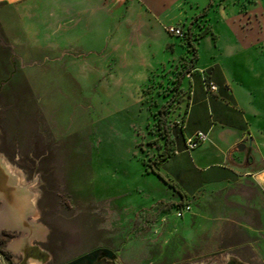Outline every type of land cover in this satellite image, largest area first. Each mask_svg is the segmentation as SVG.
<instances>
[{"label": "rangeland", "instance_id": "rangeland-1", "mask_svg": "<svg viewBox=\"0 0 264 264\" xmlns=\"http://www.w3.org/2000/svg\"><path fill=\"white\" fill-rule=\"evenodd\" d=\"M239 2L264 20V0ZM196 23L199 31H191ZM27 29L14 7L0 4V169L13 186L8 199L0 190V216L12 214L11 223L0 221L3 264H46L27 256L36 245L50 254L47 264L97 248L115 251L120 264L222 263L228 255L264 264L256 211L252 218L242 206L239 219L255 229L241 225L245 240L230 244L219 232L227 194L180 196L152 171L182 141L174 134L185 130L183 84L208 29L203 18L189 25L182 40L191 34L192 42L176 56L167 50L157 64H144L145 51L136 50L121 78L108 48L61 41L68 33L48 43ZM236 195L264 212L255 186H236L230 200ZM184 205L192 213L178 217Z\"/></svg>", "mask_w": 264, "mask_h": 264}, {"label": "crops", "instance_id": "crops-1", "mask_svg": "<svg viewBox=\"0 0 264 264\" xmlns=\"http://www.w3.org/2000/svg\"><path fill=\"white\" fill-rule=\"evenodd\" d=\"M0 4L14 7L27 30L45 34V42L54 43V34L68 33L61 41L108 48L119 78L137 62L136 50L145 51L144 64H157L167 50L176 56L187 42L167 27L180 25L187 32L196 18H203L208 29L198 39L197 58L184 78L183 123L187 138L203 131L207 139L190 151L176 149L158 172L180 196L227 194L221 201V240L237 244L245 240L240 237L241 225L255 229L253 223L239 219L242 206L253 211L252 218L256 211L264 220L259 203L244 204L245 198L236 195L235 212L229 198L240 185L255 186L264 196V20L253 9L246 13L239 0H0ZM193 27L191 31L200 29L197 23ZM206 82L215 83L218 90L207 92ZM9 178L3 166L0 190L5 199L13 189ZM190 213L192 208L184 216ZM10 216L3 211L0 221L11 223Z\"/></svg>", "mask_w": 264, "mask_h": 264}, {"label": "water", "instance_id": "water-1", "mask_svg": "<svg viewBox=\"0 0 264 264\" xmlns=\"http://www.w3.org/2000/svg\"><path fill=\"white\" fill-rule=\"evenodd\" d=\"M27 251H28L26 253L27 256L33 255L32 251L37 253L38 255H41L43 263L51 259L50 254L47 251L41 249L37 245L28 248ZM227 258H228L227 262L223 264H249L234 255H228ZM0 264H3L1 259H0ZM64 264H120V263L117 261V255L115 251L109 248H97ZM203 264H221V263L204 262Z\"/></svg>", "mask_w": 264, "mask_h": 264}, {"label": "built area", "instance_id": "built-area-1", "mask_svg": "<svg viewBox=\"0 0 264 264\" xmlns=\"http://www.w3.org/2000/svg\"><path fill=\"white\" fill-rule=\"evenodd\" d=\"M167 31L179 38H183L185 36L186 30L183 26L180 25H169L167 27ZM218 90V86L213 82H206V91H215ZM207 139V134L203 131H199L195 133L192 136H189L187 138L186 144H187V150H193L196 147H198L202 142H204ZM191 211L190 205H184L177 211L178 217H183L187 212Z\"/></svg>", "mask_w": 264, "mask_h": 264}, {"label": "trees", "instance_id": "trees-1", "mask_svg": "<svg viewBox=\"0 0 264 264\" xmlns=\"http://www.w3.org/2000/svg\"><path fill=\"white\" fill-rule=\"evenodd\" d=\"M185 35H186V33H185ZM187 42H188L189 44H191V42H192L191 34H189V35L187 36ZM174 135H175V136H178V137L181 136L182 141L176 143V145H175V147H174V149H173V152H174V150H176V149L187 148V144H186V141H187L186 131H185V130H184V131L182 130L181 132L176 131ZM170 155H172L171 152H170V153H169V152H164V153H162V154L160 155V159H159L158 162H159V163H162V162L165 161V159H167ZM152 171L155 172V173H157L159 176H161V178H163V176H162L158 171H156L155 169H153Z\"/></svg>", "mask_w": 264, "mask_h": 264}, {"label": "flooded vegetation", "instance_id": "flooded-vegetation-1", "mask_svg": "<svg viewBox=\"0 0 264 264\" xmlns=\"http://www.w3.org/2000/svg\"><path fill=\"white\" fill-rule=\"evenodd\" d=\"M32 254L34 255V256H38L39 258H40V260L42 261V256L41 255H38L37 253H35V252H33L32 251ZM207 262H214L213 261V259L211 258L209 261H207ZM227 262V260L226 261H224V262H222L221 264H223V263H226ZM46 264L47 263H49V261H47V262H45ZM214 263H218V262H214ZM21 264H26V262L25 261H23ZM250 264V263H249Z\"/></svg>", "mask_w": 264, "mask_h": 264}]
</instances>
